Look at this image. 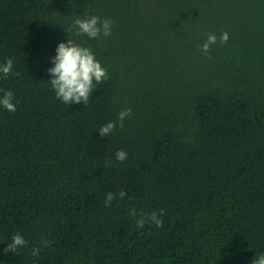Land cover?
I'll use <instances>...</instances> for the list:
<instances>
[{
    "label": "trees",
    "instance_id": "trees-1",
    "mask_svg": "<svg viewBox=\"0 0 264 264\" xmlns=\"http://www.w3.org/2000/svg\"><path fill=\"white\" fill-rule=\"evenodd\" d=\"M262 10L264 0H0V65L11 58L20 73H0V98L19 101L15 113L0 105V264H252L264 253V50L241 49L235 29ZM90 16L111 19V35L77 36L74 20ZM224 32L227 43L201 51ZM68 39L108 71L88 105L62 102L49 82ZM153 212L162 227L137 226ZM16 233L27 245L6 253Z\"/></svg>",
    "mask_w": 264,
    "mask_h": 264
},
{
    "label": "clouds",
    "instance_id": "clouds-1",
    "mask_svg": "<svg viewBox=\"0 0 264 264\" xmlns=\"http://www.w3.org/2000/svg\"><path fill=\"white\" fill-rule=\"evenodd\" d=\"M113 21L111 19H101L98 16H90L85 19L76 18L73 22V27L77 29L76 35H87L90 39H98L101 36L109 37L111 35ZM225 44L229 40V34L224 32L218 38L215 34L208 35L207 42L201 47V51L209 53L211 46L218 42ZM57 54L52 60L51 67L48 72L52 77L49 81L58 99L67 104H80L88 105L93 92L96 90V85L108 79V71L96 59L93 50L89 47H84L77 44L74 40L68 39V42L60 43L56 50ZM14 62L11 58L7 59L6 63L0 65V73L5 78L9 75L19 76V72H14ZM15 96L12 91L4 93L0 98V105H2L9 112L15 113L16 103H14ZM132 115L131 108L122 109L118 114L119 127L123 129L124 121ZM117 126V122H109L99 129V134L105 137L111 134ZM128 158L127 152L119 150L116 153L118 161H125ZM119 198L123 199L127 196L125 191L119 192ZM117 199V194L107 193L105 204L110 206L111 203ZM132 216H136V210H132ZM163 215V212L159 214ZM147 222L154 223L157 227L163 226V220L158 218L156 212L150 215L141 214V218L136 221L138 227L143 228ZM27 241L19 233L11 237V243L5 252L15 253L20 247H25ZM43 247H49L50 244L47 240L43 241ZM41 251L40 247L33 248L32 256H39ZM252 264H264V253H261L258 258L254 259Z\"/></svg>",
    "mask_w": 264,
    "mask_h": 264
},
{
    "label": "rangeland",
    "instance_id": "rangeland-1",
    "mask_svg": "<svg viewBox=\"0 0 264 264\" xmlns=\"http://www.w3.org/2000/svg\"><path fill=\"white\" fill-rule=\"evenodd\" d=\"M260 17L257 20V24L252 26L249 24L243 26H237L236 31L239 32L240 38L245 39L243 46L241 49L252 50V51H262L264 50V10L260 11ZM167 36H175L176 39L180 37L177 33H173L172 28L168 30ZM165 44V39H152L147 42L142 41L141 46L144 48L145 52L149 51L155 47H163Z\"/></svg>",
    "mask_w": 264,
    "mask_h": 264
}]
</instances>
